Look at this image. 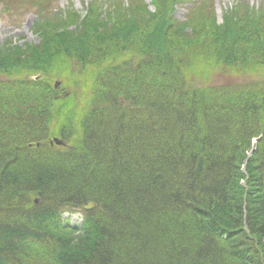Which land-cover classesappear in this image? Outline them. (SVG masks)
<instances>
[{"label": "trees", "instance_id": "16d2710c", "mask_svg": "<svg viewBox=\"0 0 264 264\" xmlns=\"http://www.w3.org/2000/svg\"><path fill=\"white\" fill-rule=\"evenodd\" d=\"M50 2L0 0L39 39L0 50V264H264V0Z\"/></svg>", "mask_w": 264, "mask_h": 264}, {"label": "rangeland", "instance_id": "374dc122", "mask_svg": "<svg viewBox=\"0 0 264 264\" xmlns=\"http://www.w3.org/2000/svg\"><path fill=\"white\" fill-rule=\"evenodd\" d=\"M115 1H119V0H115ZM260 1L261 0H214L213 5L215 7V14H216L215 16L218 17L221 13L219 12V14L217 15V8H219V10L227 9V7L231 8L237 4L240 8L242 6H249V5L257 6V4L260 3ZM86 2L88 3L97 2L96 4H98L97 6H99L98 9H101L102 13L98 14L97 11L96 14L104 19H106V16H108L109 13L108 9L109 8L112 9L111 6H113V4H110L112 3V0H95V1L94 0H51L49 6H45L42 9V12L44 11L43 13H46V11L48 10L47 14H45L44 19L48 20L49 18L52 17V15H49V13H54V11L58 12L60 10L61 12H64L65 10H69L70 8L76 9L80 14H83L84 16V14L87 13V11L84 10L85 11L84 12L82 10L83 9L82 7ZM149 2L150 0L147 3ZM188 5L189 2L177 4L175 6L176 9L173 12L174 16L180 20L183 19L184 13H186L187 10L186 7ZM148 8H150L151 10L154 9L152 8V6ZM6 9H7V4L0 3V50L10 45L15 47L21 46L25 41H28L31 44L38 42L39 40L38 34L37 33L35 34L37 27L36 24L34 23L37 14L32 11L31 12L23 11L22 8L17 9L16 7L11 9L10 12H8ZM241 9H243V7ZM220 17L221 16H219V18ZM62 66L65 67V70H67V72L64 73L63 76H59V77L57 76L53 79L54 87L57 88L58 86H60V88L63 89L65 95L67 94L69 95L75 92L76 95L79 96L80 89L77 90L74 87H72L69 81L71 79L69 78L71 77L70 76L71 73L77 77V78L75 77L76 79L81 78V75L79 74L81 70V65H76V64H72L71 62H66V64ZM198 69L197 70L188 69L187 70L188 73L187 75H185L188 76L189 82H191L189 84L196 87L200 86L201 84L208 85V87L209 85H218L220 87L221 85H225V84L230 85L233 82L238 83L241 81V79L248 80V78L251 76V74L249 73H241V74L239 72L229 73L226 70L222 69L221 67L219 66L213 67V65H210L207 68L208 71L205 70V72H200L198 71ZM65 76H68V78ZM66 79L67 82L65 81ZM84 101H86V98L84 99ZM51 140L49 142L52 145L55 142L53 141L51 142ZM253 142L255 143V141ZM254 147L255 145H253V149L248 153L249 156L253 152ZM62 218H67L72 227H76L77 225H79L82 220V217L78 212H74L72 214H68L65 212L63 213Z\"/></svg>", "mask_w": 264, "mask_h": 264}, {"label": "water", "instance_id": "95a60500", "mask_svg": "<svg viewBox=\"0 0 264 264\" xmlns=\"http://www.w3.org/2000/svg\"><path fill=\"white\" fill-rule=\"evenodd\" d=\"M147 2L149 1V0H146ZM219 14V8H217V15ZM57 85V84H56ZM55 142L57 145H60L62 142L61 141H59V140H57L56 138H53L52 140H51V142Z\"/></svg>", "mask_w": 264, "mask_h": 264}, {"label": "bare ground", "instance_id": "6f19581e", "mask_svg": "<svg viewBox=\"0 0 264 264\" xmlns=\"http://www.w3.org/2000/svg\"><path fill=\"white\" fill-rule=\"evenodd\" d=\"M219 12H221V10H219ZM217 18H218L219 20L221 19V17L219 18V16H218ZM219 20H218V21H219Z\"/></svg>", "mask_w": 264, "mask_h": 264}]
</instances>
